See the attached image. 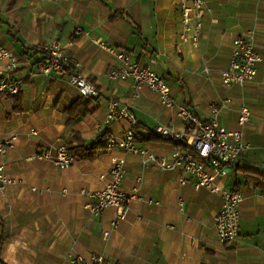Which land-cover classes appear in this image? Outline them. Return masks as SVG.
<instances>
[{
	"label": "crops",
	"instance_id": "obj_1",
	"mask_svg": "<svg viewBox=\"0 0 264 264\" xmlns=\"http://www.w3.org/2000/svg\"><path fill=\"white\" fill-rule=\"evenodd\" d=\"M205 2L211 11L202 18L198 45L187 42L177 49V0H0V45L16 56L13 76L20 91L17 101L0 97V141L16 136L0 163L18 180L0 190L4 264H70L76 254L85 259L100 254L103 264H264V168L259 167L264 163V0ZM249 30L262 59L250 81L225 87L220 71L228 66L232 39ZM52 39L59 41L65 60L61 71L44 75V47ZM98 41L149 66L168 84L174 100L200 119L209 117L212 101L229 98L217 118L235 129L239 105L249 108L243 128L249 146L218 178L242 195L236 240L222 243L216 236L212 217L221 204L219 194L195 187L180 168H144L138 153L103 148L102 136L118 140L126 126L104 121L109 97L118 106L129 105L135 144L157 155L181 146L179 140L158 137L154 126L172 122L181 129V124L155 91L136 90L130 78L111 80L108 71L119 61ZM75 61L100 92L91 98V113L66 125V108L87 98L67 81ZM72 132L92 147L100 144L94 158L60 168L35 156L50 145L76 144ZM114 157L124 160L121 186L133 195L124 219L111 228L116 209L92 215L86 206L92 199L81 190L100 189Z\"/></svg>",
	"mask_w": 264,
	"mask_h": 264
},
{
	"label": "built area",
	"instance_id": "obj_2",
	"mask_svg": "<svg viewBox=\"0 0 264 264\" xmlns=\"http://www.w3.org/2000/svg\"><path fill=\"white\" fill-rule=\"evenodd\" d=\"M180 10L181 30L176 48L182 44L191 43L196 47L199 40V32L202 26L203 16L211 11V7L205 0H177ZM98 46L119 61L117 68L108 71L111 80L132 79L135 89L146 86L155 91L161 104L166 108H173L175 116L181 124V129L175 127L172 122L158 123L154 126V134L164 140H179L184 148H174L168 155H157L145 147H139L134 142V130L136 120L127 103L118 106L115 97H109L107 101L104 121H124L121 137L116 140L111 135H104L100 141L105 148L111 151L121 148L124 151L140 154L142 166L154 167L160 170L180 168L194 180L195 187L206 188L212 193L219 194L221 204L213 214L212 220L218 240L228 243L236 240L240 217V202L242 195L238 189H228L219 184L218 178L225 174V168L231 166L240 151L248 148L249 144L243 138V128L250 120L249 108L241 103L237 113V127L227 129L218 121L219 111L230 102L229 98L214 100L209 104L210 115L207 119H200L185 104L177 103L170 94L168 84L159 77L147 65L139 64L130 58L123 49L110 47L102 41ZM46 53L41 73L44 75L54 71H61L65 56L57 39L50 40L44 47ZM261 56L257 52L254 43V32L249 30L233 37L230 48L228 66L220 71V81L225 87L232 85H244L250 81L256 73ZM0 97L15 95L19 91V81L13 76L16 67V56L8 48L0 45ZM73 71L68 75L67 81L74 86L80 96L93 98L99 95V89L91 83L80 70V63L72 64ZM137 93L134 94V97ZM34 133V131L32 130ZM15 135L0 141V155L13 147ZM35 156L38 159H49L54 165L63 168L75 161L65 145H50L45 147ZM259 167L264 168V163ZM108 181L97 190L85 191L92 199L86 206L92 215L99 214L102 210L113 207L116 214L111 221V228H115L124 219L127 203L130 197L121 186L125 175L124 160L114 157L107 172ZM184 183L183 178H179ZM18 180L5 172L3 163H0V190L16 184ZM142 182L141 176L137 183ZM105 235H108L105 232ZM104 258L100 254H93L90 258H83L76 254L70 258V264H103Z\"/></svg>",
	"mask_w": 264,
	"mask_h": 264
},
{
	"label": "trees",
	"instance_id": "obj_3",
	"mask_svg": "<svg viewBox=\"0 0 264 264\" xmlns=\"http://www.w3.org/2000/svg\"><path fill=\"white\" fill-rule=\"evenodd\" d=\"M19 92L20 91H18L15 95H11L10 97H13L16 101L19 100L20 97ZM90 103H91V98H86L85 100H77L71 105H69L65 110L66 125H70L80 117H83L91 113L92 109L89 108ZM72 137H74L76 144L67 143L65 144V148L69 153H71L74 156L75 159L94 158V156L96 155V147L99 146L100 144H97L96 146L92 147L90 143L80 139L76 132H72ZM169 141H173V140H169ZM178 143L181 146L180 148H184L181 144V141H179ZM175 145H177V143H175ZM103 148H105V145L103 146ZM1 243H2V236L0 235V248H1ZM0 263L4 264L1 258H0Z\"/></svg>",
	"mask_w": 264,
	"mask_h": 264
},
{
	"label": "rangeland",
	"instance_id": "obj_4",
	"mask_svg": "<svg viewBox=\"0 0 264 264\" xmlns=\"http://www.w3.org/2000/svg\"><path fill=\"white\" fill-rule=\"evenodd\" d=\"M241 175V174H240Z\"/></svg>",
	"mask_w": 264,
	"mask_h": 264
}]
</instances>
